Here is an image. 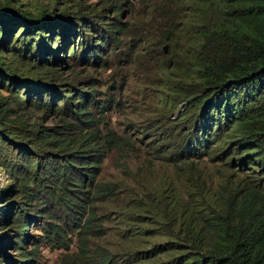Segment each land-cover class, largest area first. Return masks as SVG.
Segmentation results:
<instances>
[{
  "label": "rangeland",
  "instance_id": "obj_1",
  "mask_svg": "<svg viewBox=\"0 0 264 264\" xmlns=\"http://www.w3.org/2000/svg\"><path fill=\"white\" fill-rule=\"evenodd\" d=\"M212 2L0 0L14 28L0 45V264H78L83 238L92 257L108 252L110 264H163L183 253L173 238L176 210L201 216L205 205L210 214L224 207L227 187L248 175L263 180L243 143V122L229 114L219 127L211 113L205 133L203 120L186 121L204 92L197 77L174 75L188 62L175 64L176 50L188 57L191 45L181 38L198 31L190 17L207 16ZM37 22L48 24L45 36L43 28L25 29ZM78 104L91 114L78 119ZM202 135L200 155L175 163L184 139L196 149ZM98 147L95 181L116 188L105 202L92 201L103 232L88 238L65 222L58 184H88L81 170L99 159L89 152ZM170 241L178 244L145 258Z\"/></svg>",
  "mask_w": 264,
  "mask_h": 264
},
{
  "label": "trees",
  "instance_id": "obj_2",
  "mask_svg": "<svg viewBox=\"0 0 264 264\" xmlns=\"http://www.w3.org/2000/svg\"><path fill=\"white\" fill-rule=\"evenodd\" d=\"M207 11L209 12L207 16L190 17V25L197 27L198 31L191 37L181 38L191 45L187 53L188 57L176 50L175 64L186 58L188 62L184 63L182 70L176 69L177 72L174 75L177 78H184L186 82L191 78L190 76L197 77L200 80L201 90L204 92L198 105L194 106L196 110L193 113L194 119L188 118L186 121L190 125L193 123L197 125L199 120H203L201 124L206 133L207 127L204 122L205 120L210 122L211 113H216L219 127L224 121L227 123L228 115L232 114V123L243 122V143L249 146L246 148L253 151L254 157L257 158L253 161L257 167L254 173L262 170L264 174V0H213ZM11 18V14L0 7V24L2 25L0 45L6 44L7 39L11 38L14 29L8 25L13 22ZM178 22L180 23L181 20ZM25 25L27 30L43 28L42 35L47 34L44 26L48 28V24L37 22ZM176 27L177 24L168 26L162 38L168 40L171 31H174ZM117 28L122 30L119 26ZM22 36H20V42L25 40ZM182 50H185L184 46ZM172 52L174 53L175 50L173 49ZM0 73L2 74L1 71ZM84 105L78 104L80 113L76 115L77 118L82 119L91 114L86 111ZM93 122L95 120L89 123ZM97 135V132H94L92 136L90 133V140L98 138ZM204 136L207 137V135ZM188 139L185 138L181 149L177 150L176 156L179 159L175 163L193 161L200 155L191 149L193 142ZM110 141L111 139L108 138L107 144ZM98 148L100 151L92 148L89 152H95L91 156H98L99 159L89 158L88 160L93 161L92 165L81 170L84 178H91L88 184L84 186V181H70L65 178H63V184H60L61 181L58 184L59 189L63 186L61 189L63 190L61 197L63 207L69 211L65 222L80 229V234L89 235L88 238L101 237L103 232V222L95 214L93 208L96 207L91 204L92 201L105 202L114 196L116 188L115 185L103 187V183L99 184L95 181L103 158V154L99 153L101 147ZM157 152L160 153V150L158 149ZM185 166L189 165L185 164ZM58 175L61 176L62 173ZM262 179L264 180V177ZM263 180L255 175H248L235 188L227 187V194L223 195L225 208L213 209L210 214L209 207L205 205L201 206L200 212H205L201 216H196L194 211L191 214H184L186 209L182 212L176 210L175 219L180 233L173 238L181 241L182 244L178 246L183 253L163 264H264ZM89 184H91V190L87 191ZM93 184H95L94 191ZM73 186L78 189L72 190ZM63 229L65 228L62 227ZM50 232L59 238L58 228L51 229ZM177 244L171 241L154 244L144 256L153 259L158 253L157 246L164 251L170 250L165 248ZM91 252L90 244L86 243V238H83L80 255L76 257L74 263L87 264L88 260H94V264H110L113 259L105 251L96 257H92Z\"/></svg>",
  "mask_w": 264,
  "mask_h": 264
},
{
  "label": "clouds",
  "instance_id": "obj_3",
  "mask_svg": "<svg viewBox=\"0 0 264 264\" xmlns=\"http://www.w3.org/2000/svg\"><path fill=\"white\" fill-rule=\"evenodd\" d=\"M205 141V136L204 135H202L201 137H199V139L196 141V144H197V147H196V149H193L192 147H191V149H193L194 151H196V152H200L199 150L202 148V145H203V142ZM192 142H194V141H192Z\"/></svg>",
  "mask_w": 264,
  "mask_h": 264
}]
</instances>
